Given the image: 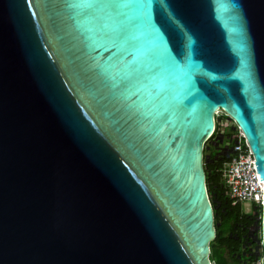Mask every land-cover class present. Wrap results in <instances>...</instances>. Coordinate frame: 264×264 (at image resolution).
Returning a JSON list of instances; mask_svg holds the SVG:
<instances>
[{"label": "water", "instance_id": "95a60500", "mask_svg": "<svg viewBox=\"0 0 264 264\" xmlns=\"http://www.w3.org/2000/svg\"><path fill=\"white\" fill-rule=\"evenodd\" d=\"M224 113L264 264V0H0V264H213Z\"/></svg>", "mask_w": 264, "mask_h": 264}, {"label": "built area", "instance_id": "2783aa9c", "mask_svg": "<svg viewBox=\"0 0 264 264\" xmlns=\"http://www.w3.org/2000/svg\"><path fill=\"white\" fill-rule=\"evenodd\" d=\"M216 127L209 135L208 145H213L221 137L222 141H228L223 144L221 150L227 159L223 163L222 183L226 189L225 193L233 202L249 199L256 206H259L262 198V186L256 174L254 159L251 151L240 129L235 125L233 129H225L227 125L226 117H230L224 113L215 115ZM207 139V140H208ZM210 153L208 150L207 154Z\"/></svg>", "mask_w": 264, "mask_h": 264}, {"label": "trees", "instance_id": "16d2710c", "mask_svg": "<svg viewBox=\"0 0 264 264\" xmlns=\"http://www.w3.org/2000/svg\"><path fill=\"white\" fill-rule=\"evenodd\" d=\"M230 120L232 124H230L229 127L233 129L235 128V123L231 118ZM209 139L205 142V146H207ZM210 147L211 146L209 144L208 148L205 147L202 151L204 154L203 167L205 172L206 189L210 197L215 198L211 199V203L215 204L222 196L221 194L226 195V198H228V195L225 193L226 187L221 181L223 163L225 162L227 157L225 154H223L221 157H216L211 153L207 154L208 150L210 151ZM219 214V208L216 206L214 209V220L215 222H217V224L215 225V238L213 241L209 242L208 258L211 262H213V264H241L240 258L237 257V245L231 243L230 235L228 233V229L232 224V220L230 218H227L224 222L218 223ZM255 214H260V206L257 207ZM248 262H251V260H249Z\"/></svg>", "mask_w": 264, "mask_h": 264}, {"label": "flooded vegetation", "instance_id": "af4514ba", "mask_svg": "<svg viewBox=\"0 0 264 264\" xmlns=\"http://www.w3.org/2000/svg\"><path fill=\"white\" fill-rule=\"evenodd\" d=\"M223 144L224 141L211 145L210 153L216 157H221L224 154L221 150ZM221 195L220 199L215 203L220 212L218 223L224 222L227 218L232 220L228 233L231 243L237 245V257L240 258L241 264L252 263L256 259L257 254V250L255 249L256 251H254L252 249V245H254L252 227L255 225L254 220L257 206L254 205L253 210L247 212L242 209L240 201L233 202L228 196L226 198V195ZM210 199L215 198L210 197ZM249 260L251 262H248Z\"/></svg>", "mask_w": 264, "mask_h": 264}, {"label": "rangeland", "instance_id": "374dc122", "mask_svg": "<svg viewBox=\"0 0 264 264\" xmlns=\"http://www.w3.org/2000/svg\"><path fill=\"white\" fill-rule=\"evenodd\" d=\"M226 120H227V125L225 127V129H229V126L230 124H232L231 120L229 118L226 117ZM228 140L225 139L224 140V143H226ZM241 205H242V209L244 211H247V212H251L253 210V206L255 205L254 203H252L251 200L249 199H244V200H241L240 201ZM258 207V206H257ZM252 233H253V241H254V245H252V249L254 251L257 250V254H256V259H254L252 261V263L250 264H258V261H259V256H260V248L258 247V238H259V229H258V226L257 225H254L252 227ZM256 249V250H255Z\"/></svg>", "mask_w": 264, "mask_h": 264}]
</instances>
